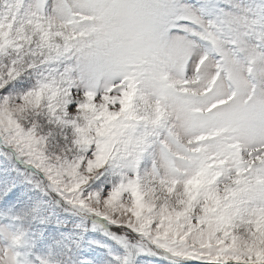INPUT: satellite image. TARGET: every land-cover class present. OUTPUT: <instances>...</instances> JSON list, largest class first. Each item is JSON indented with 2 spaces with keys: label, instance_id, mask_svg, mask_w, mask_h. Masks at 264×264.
<instances>
[{
  "label": "snow or ice",
  "instance_id": "6c2138e0",
  "mask_svg": "<svg viewBox=\"0 0 264 264\" xmlns=\"http://www.w3.org/2000/svg\"><path fill=\"white\" fill-rule=\"evenodd\" d=\"M264 264V0H0V264Z\"/></svg>",
  "mask_w": 264,
  "mask_h": 264
},
{
  "label": "rangeland",
  "instance_id": "374dc122",
  "mask_svg": "<svg viewBox=\"0 0 264 264\" xmlns=\"http://www.w3.org/2000/svg\"><path fill=\"white\" fill-rule=\"evenodd\" d=\"M143 264H166L165 261H157L154 258H147Z\"/></svg>",
  "mask_w": 264,
  "mask_h": 264
}]
</instances>
